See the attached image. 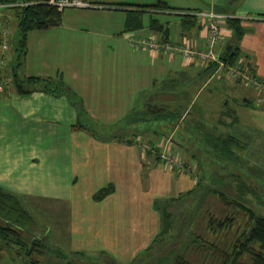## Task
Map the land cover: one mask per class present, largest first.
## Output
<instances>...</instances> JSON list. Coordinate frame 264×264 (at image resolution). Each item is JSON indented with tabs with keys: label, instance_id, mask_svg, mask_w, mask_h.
I'll use <instances>...</instances> for the list:
<instances>
[{
	"label": "crops",
	"instance_id": "0c3cea01",
	"mask_svg": "<svg viewBox=\"0 0 264 264\" xmlns=\"http://www.w3.org/2000/svg\"><path fill=\"white\" fill-rule=\"evenodd\" d=\"M84 1L95 7L67 8L60 26L28 34L19 74L62 81L82 100L100 134L96 138L73 129L79 116L65 95L48 93L40 85L22 95L12 87L0 95V189L23 201L27 197L66 204L70 213L67 253L101 252L114 257L115 264H132L163 229L157 202L194 190L198 179L157 160L155 154L144 153L138 138L161 146L166 137L148 127L147 135L134 138L131 133L142 131L143 126L128 118L149 105L174 110L188 101L206 122L208 105L220 108L221 116L228 113L229 95L224 92L229 91L231 96L240 94V111L264 129V0H161L171 9L165 14L141 8L159 0ZM209 10L240 21L245 30L239 42L240 62L248 60L262 83L260 88L213 72L200 60L130 45L132 36L162 43V33L152 28L151 21L155 16H173L180 29H170V21L160 22L168 29V42L206 50L205 20L197 16L194 25L184 27L180 16ZM135 11L142 12V28L128 31L129 14ZM221 31L218 53L233 39L227 22L221 23ZM9 57L13 60L14 54ZM213 81L218 83L219 95L211 91L199 102ZM182 138L166 146L172 150L173 144L178 160L189 139ZM110 186L113 191L108 196L94 200L95 194Z\"/></svg>",
	"mask_w": 264,
	"mask_h": 264
},
{
	"label": "trees",
	"instance_id": "16d2710c",
	"mask_svg": "<svg viewBox=\"0 0 264 264\" xmlns=\"http://www.w3.org/2000/svg\"><path fill=\"white\" fill-rule=\"evenodd\" d=\"M47 1L48 0H0V5L24 4L23 6H14L11 9L1 11L10 17L12 26L13 19L15 18L17 20V29L20 38L19 48L16 52V64L11 66L12 63L10 64V62H8V67L0 71V77H2L3 71H7L8 75L3 76L11 77L12 85L0 95L7 94L12 87L18 94H29L34 91V86L37 85H40L42 89L48 93L65 95L75 107L79 116L78 123L73 129L88 131L96 137L98 133L95 132V122L88 116L82 100L62 81L54 82L50 79L43 78H21L19 74L26 57L28 34L35 30L47 31L51 28L60 26L62 23L64 11H60L57 7L48 5ZM141 8L151 10L155 14H165L171 10L170 7L161 0L157 1L156 4L152 6ZM7 11H11V14H8ZM196 18V14L180 16L181 23L189 26L197 22ZM224 22H227V25L232 31L233 39L218 53L217 47L221 44L222 40V38H220L215 48L216 61L206 62L210 65L209 69H213V72H218L219 65L222 62L227 69L232 67L236 68L240 73L245 74L251 80L257 81L259 85L262 86L261 81L255 74L254 68L247 62L248 60L244 62V64L240 62L242 55L239 42L245 33V30L241 27L240 21L230 18L225 19ZM151 25L156 32L162 33V43H169L168 36L166 35L168 29L164 30L160 21L155 18L152 19ZM127 26L128 31L141 29L142 12H130ZM14 59L15 54L13 61ZM226 71L227 70H224L220 73L227 74ZM229 77L232 79H244L245 84L254 86L242 76ZM182 106H185L184 103H182L181 108L169 110L168 108L158 105H149L146 110L134 113L128 120L133 123H140V125L143 126V130L134 131L131 133V136L136 138L141 134L144 135L148 127H153L155 133L167 138L169 134H166V130H160V128L156 127L155 123L154 126H151L152 119L165 121L168 118V125L164 127L172 133L178 132L180 125L184 122L185 116L192 115L191 110L194 109V105L188 104V106L186 105V109L181 112ZM245 106L248 107V105ZM186 110L187 112L184 116ZM195 119H193L188 128L186 125H184V128H186L187 134L191 136V138L189 137L191 142L192 140L195 142V147H197V149L199 147L201 148V154L204 158H209L208 155L210 154L228 157L229 153H234L236 149L240 150V152L243 151L240 141L235 136L230 134H220L216 136L215 133L217 129H214V127L212 128L210 124H207V122H205L203 118L198 117V115L196 121ZM137 143L144 153L155 154L157 160H162V162L165 161L163 159V145L153 146L145 144L142 143L141 138L137 139ZM144 146L148 148H144ZM170 150L171 146L168 149L169 153H171ZM181 164V169L184 168L187 174H190L186 165L183 163ZM175 170H177V168H175ZM201 183L202 180H198L194 190L176 199L157 202L156 207L162 212L164 217L163 229L150 247L138 256L132 264H264V217L258 215L239 202L229 200L227 196L221 192L215 191L210 193L218 196L223 207L227 209H238L240 213L245 214L247 217L245 224L239 227L232 235L229 245L225 247L221 241L223 237L231 234V231L237 224L236 216L230 215L229 211H227L223 217L217 216L209 210H205L204 212L200 210L199 214L196 215L197 217H201V219L204 217L206 218L208 230L215 238L213 241L195 234L192 229L187 234V240H177L180 230L178 229L179 231L173 232L178 222L176 212H171V210L173 206L176 207L179 203L184 204L183 200L185 198L196 194ZM112 191L113 187L111 186L104 188L95 194L94 200L101 201ZM190 222L195 223L196 219ZM192 223L189 224V228L192 226ZM37 229H39V226H37L32 215L25 208L22 200L0 189V244L5 245L14 258L23 259L21 264H115L113 259L107 257V261H101L99 259L94 262L92 259H87L86 254L82 252L67 253L57 246L52 245L51 247L47 243L45 235L42 233L38 234ZM192 253H196L200 256L199 259L201 262L195 263L191 261L190 257ZM150 254L151 258L148 257ZM84 257L87 260L84 259ZM53 261H55V263H53Z\"/></svg>",
	"mask_w": 264,
	"mask_h": 264
},
{
	"label": "rangeland",
	"instance_id": "374dc122",
	"mask_svg": "<svg viewBox=\"0 0 264 264\" xmlns=\"http://www.w3.org/2000/svg\"><path fill=\"white\" fill-rule=\"evenodd\" d=\"M7 13L11 14V11H7ZM154 18L158 19L161 23L170 21V29L173 31L175 28L180 29L179 20L173 16L170 18L155 16ZM184 27H187V25L184 24ZM19 38L17 20L14 18L13 26L11 25L9 54L11 56L15 54V59L13 61L10 60L9 57V62L10 64L12 63L11 66L15 65L17 62L16 52L19 48ZM216 87H218L216 81L207 85L199 102L206 98L207 93L211 91L214 93L217 92V95H219V91L216 90ZM224 93L229 95V104L226 106L228 113H226L225 116H221V113H219L220 108H215L214 104L208 105L206 107L208 114L206 116V122L210 125L213 124L217 128L215 133L216 136L220 134H230L235 136L240 141L243 151L240 152V150L236 149L234 150V153H229L228 157L210 154L208 155L209 158H204L201 154V148L199 147L197 149L193 140L192 142L190 139L186 142L184 141L186 145L183 149H180V151H182L178 156L180 158V163L185 164L187 170L190 171V174L196 177L199 181L202 180V183L196 191V194L185 198L183 200L184 204L179 203L176 207L173 206L171 210V212H176L177 216L178 223L173 232L180 230L177 239L178 241L187 240V234L191 229L195 234L201 235L207 240L213 241L215 239L208 230L206 218L204 217L201 219V217L196 216L199 214L200 210L201 212L209 210L217 216L222 217L227 211H229L230 215H233L234 217L236 216L237 224L234 226L231 234L221 239L225 247L229 245L232 235L238 230V228L245 224L247 219L245 214L240 213L238 209H227L223 207L218 196L212 195L210 192H221L225 194L229 200L239 202L253 210L258 215L264 217V129L256 126V124L249 119L247 114H243L242 111H240L238 102L239 99H241V96L239 93H236L233 96H231L229 91H225ZM183 103L185 106H182L181 112L186 109V105L188 106L187 102ZM197 110V106H194V109L191 110L192 115L185 116L184 122L180 125V128L178 129L179 131L176 133H172L164 127L165 125H168V118L165 121L151 120V126H154L155 123L157 128H160V130L163 131L166 130V134H169V136L164 139V151L167 149V144L171 145L175 138L181 139L184 136L191 138V136L187 134L184 125L188 128L193 119H195V117L197 119ZM227 124H229L228 127L226 126ZM186 137L185 139H187ZM181 140H184V138ZM173 150L174 147L172 144L171 154L173 153ZM26 198L27 197H25L24 201L22 198L21 200L28 212L31 213L35 223L39 226L37 233L45 235V239L51 247L52 245L57 246L67 252V227L69 226L70 214L68 207H66L67 205L54 202L43 203L36 201L35 198H28V200ZM193 219H196L195 223L190 222L193 221ZM190 223H192V226L189 228ZM0 249V264H21L23 262V259L14 258L5 245L0 244ZM84 254H86L87 259H92L94 262L99 259L101 261H107V258H114L111 255L101 254V252H84ZM148 257L151 258V254ZM199 257L200 256L196 253H192L190 260L195 263L201 262ZM84 259L86 258L84 257ZM53 263H55V261H53Z\"/></svg>",
	"mask_w": 264,
	"mask_h": 264
},
{
	"label": "built area",
	"instance_id": "2783aa9c",
	"mask_svg": "<svg viewBox=\"0 0 264 264\" xmlns=\"http://www.w3.org/2000/svg\"><path fill=\"white\" fill-rule=\"evenodd\" d=\"M48 5L57 7L60 11H64L67 8H94V5L82 1V0H48ZM24 4L15 5H0V71L8 67L9 53H10V36H11V20L10 17L2 13V10L11 9L14 6H23ZM197 16L205 20V27L207 30V50L199 51L192 49L186 45H172L169 43H160L156 38H136L130 37V45L134 49L148 50L152 52H163L167 55L179 54L188 61L200 60L204 63L209 61H216L215 48L218 45L220 38H222L221 23L225 20V17L215 13L213 10L205 11L197 14ZM227 70V74L232 77L242 76L250 84L260 88L257 81L251 80L245 74L240 73L236 68L227 69L221 62L218 68V72ZM1 76V74H0ZM0 94H3L7 88L12 85L11 77H0ZM144 148H148L144 146ZM163 159L167 164L181 169L182 164L174 157L168 150L163 153ZM184 170V168L182 169ZM185 171V170H184Z\"/></svg>",
	"mask_w": 264,
	"mask_h": 264
}]
</instances>
